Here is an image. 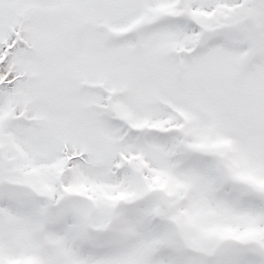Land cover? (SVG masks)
Wrapping results in <instances>:
<instances>
[{"label":"snow or ice","instance_id":"obj_1","mask_svg":"<svg viewBox=\"0 0 264 264\" xmlns=\"http://www.w3.org/2000/svg\"><path fill=\"white\" fill-rule=\"evenodd\" d=\"M0 264H264V0H0Z\"/></svg>","mask_w":264,"mask_h":264}]
</instances>
